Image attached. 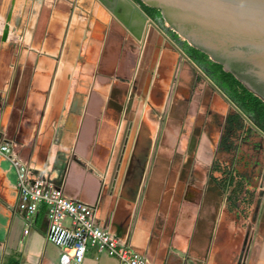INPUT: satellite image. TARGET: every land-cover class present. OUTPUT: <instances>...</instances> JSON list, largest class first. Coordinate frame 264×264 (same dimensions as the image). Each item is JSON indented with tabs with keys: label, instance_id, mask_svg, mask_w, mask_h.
<instances>
[{
	"label": "crops",
	"instance_id": "1",
	"mask_svg": "<svg viewBox=\"0 0 264 264\" xmlns=\"http://www.w3.org/2000/svg\"><path fill=\"white\" fill-rule=\"evenodd\" d=\"M82 1L72 4V19L51 14L37 46L19 51L7 36L0 48L1 138L27 166L29 178H45L69 198L90 205L97 225L151 264H264V242L256 255L253 240L247 255L234 250L225 209L214 213L202 205L211 171L206 140H201L196 158L189 162L179 197L178 168L186 159L172 158L176 146L171 132L157 144V130H112L108 122L87 129L86 120L96 117L94 109L100 99L103 102L96 82L94 34L104 29L106 35L109 22L92 14L84 19L81 10L88 6ZM132 18L131 30L142 33L133 36L141 50L149 29L145 33L146 22ZM31 19L30 15L26 20L23 39L34 40ZM219 118L216 111L208 114L207 130ZM240 118L248 126L245 130H253L248 119ZM150 153L155 157L149 158ZM17 199L15 170L0 154V264H60L61 249L46 239L45 206L39 205L25 234L26 219L17 209ZM218 210L223 219L216 223ZM82 264L119 263L87 248Z\"/></svg>",
	"mask_w": 264,
	"mask_h": 264
},
{
	"label": "rangeland",
	"instance_id": "2",
	"mask_svg": "<svg viewBox=\"0 0 264 264\" xmlns=\"http://www.w3.org/2000/svg\"><path fill=\"white\" fill-rule=\"evenodd\" d=\"M75 2L15 0L8 21L11 42L19 51L25 46L41 44L40 37L47 29L50 15L58 12L72 19L75 8L72 4ZM81 3L88 6L87 10H81L84 19L87 14H92L101 20L105 17L104 23L107 19L109 22L106 35L104 29H98L94 34L97 36L99 75L96 82L100 85L99 95L103 102L99 98L101 102L97 110L94 109L96 117L86 120L87 129L108 122L112 130H157V144L164 141L165 132H171L176 146L172 158L186 159V163L178 168L179 197L189 162L196 158L201 140H206L203 145L207 147L205 154L211 158V171L202 205L213 208L214 213L218 208L225 209L226 229L235 242L234 250L247 255L253 240V255H256L257 247L264 242V138L255 130H245L248 126L243 119H231L234 109L198 74L196 66L183 58L154 28L147 31L140 50L135 38L111 19L97 0H83ZM7 12V0H0V32ZM30 15L29 29L36 30L32 32L34 40L22 38ZM161 29L174 45H184L172 38L162 24ZM150 93L154 97L151 95V98ZM170 110L174 116L169 114ZM213 111L218 112L220 118L212 130H207L208 114ZM222 115H226L225 119ZM154 157L150 153L149 158ZM216 214L217 223L223 216L219 210Z\"/></svg>",
	"mask_w": 264,
	"mask_h": 264
},
{
	"label": "water",
	"instance_id": "3",
	"mask_svg": "<svg viewBox=\"0 0 264 264\" xmlns=\"http://www.w3.org/2000/svg\"><path fill=\"white\" fill-rule=\"evenodd\" d=\"M15 0H7L8 12L0 34V48L8 36V21ZM128 28L134 37L132 17L154 28L175 49L164 31L142 10L159 13L160 24L187 48L196 50L222 71L231 75L245 90L264 103V0H97ZM118 21V22H119ZM142 25V24H141ZM145 37H142L144 41ZM11 42V40H10ZM178 51V50H177ZM181 54V52L179 51ZM224 96V95H223ZM225 99V98H224ZM242 118L236 106L228 101Z\"/></svg>",
	"mask_w": 264,
	"mask_h": 264
},
{
	"label": "built area",
	"instance_id": "4",
	"mask_svg": "<svg viewBox=\"0 0 264 264\" xmlns=\"http://www.w3.org/2000/svg\"><path fill=\"white\" fill-rule=\"evenodd\" d=\"M0 154L5 156L16 173L17 209L26 219L23 232L39 207L46 208L49 243L61 249L60 264H82L87 248L115 258L119 264H151L142 256L131 252L127 245L101 228L94 219V209L79 200L69 198L62 189L45 178H29L27 166L13 153L12 146L0 136Z\"/></svg>",
	"mask_w": 264,
	"mask_h": 264
},
{
	"label": "trees",
	"instance_id": "5",
	"mask_svg": "<svg viewBox=\"0 0 264 264\" xmlns=\"http://www.w3.org/2000/svg\"><path fill=\"white\" fill-rule=\"evenodd\" d=\"M142 10L161 28L158 11L146 7H142ZM186 52L194 60L202 62L208 67V70L212 74V79L223 89L228 98L235 103L242 113L245 115H256L261 120H264V103L252 96L231 75L223 72L218 64L208 61L204 55L198 53L196 50L188 48ZM231 119L237 120L240 119V116L235 113Z\"/></svg>",
	"mask_w": 264,
	"mask_h": 264
},
{
	"label": "flooded vegetation",
	"instance_id": "6",
	"mask_svg": "<svg viewBox=\"0 0 264 264\" xmlns=\"http://www.w3.org/2000/svg\"><path fill=\"white\" fill-rule=\"evenodd\" d=\"M148 16V15H147ZM149 17V16H148ZM151 20H153L151 17H149ZM116 21V20H115ZM154 21V20H153ZM165 33V32H164ZM166 34V33H165ZM168 37L169 35L166 34ZM172 41V40H171ZM138 44V42H137ZM176 46V50H178L181 52V55L183 58H187V60L195 67L198 71V74L202 75L204 77L205 80H207V82L213 87L215 88V90H217L219 92V94L222 95L223 98H225L224 100L227 102L230 101L231 103H233L235 105V103L228 98V96L225 94V92L223 91V89L220 88V86L212 79V74L211 72L208 70V67L202 63V62H198L196 60H194L190 55L187 54L186 52V47L184 45L181 46ZM224 95V96H223ZM229 105V104H228ZM236 106V105H235ZM237 108V106H236ZM238 109V108H237ZM239 110V109H238ZM235 111V110H234ZM236 112V111H235ZM240 113H242L239 110ZM237 113V112H236ZM243 115H245L244 113H242ZM245 117H247L248 119V123L250 126H252L253 130H255L260 136H262L264 138V120H261L259 118V116L256 115H245Z\"/></svg>",
	"mask_w": 264,
	"mask_h": 264
}]
</instances>
